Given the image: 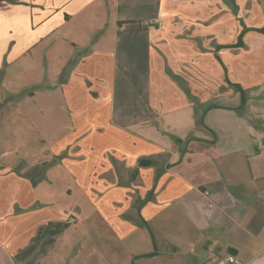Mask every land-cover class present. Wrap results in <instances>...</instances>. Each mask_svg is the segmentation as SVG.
<instances>
[{"label": "crops", "instance_id": "0c3cea01", "mask_svg": "<svg viewBox=\"0 0 264 264\" xmlns=\"http://www.w3.org/2000/svg\"><path fill=\"white\" fill-rule=\"evenodd\" d=\"M1 5L0 264H264V0Z\"/></svg>", "mask_w": 264, "mask_h": 264}, {"label": "built area", "instance_id": "2783aa9c", "mask_svg": "<svg viewBox=\"0 0 264 264\" xmlns=\"http://www.w3.org/2000/svg\"><path fill=\"white\" fill-rule=\"evenodd\" d=\"M227 260H228L229 262H231V263H236V262H238L236 256H234V255H228Z\"/></svg>", "mask_w": 264, "mask_h": 264}, {"label": "rangeland", "instance_id": "374dc122", "mask_svg": "<svg viewBox=\"0 0 264 264\" xmlns=\"http://www.w3.org/2000/svg\"><path fill=\"white\" fill-rule=\"evenodd\" d=\"M5 1H6V0H0V6H2L1 3H4ZM8 1H9V0H8ZM5 6H6V5L4 4V5L2 6V8H5ZM8 75H9V78H10V74H8ZM22 76H23V77H22V80L25 81V79H26V74H22ZM53 139H55V138H53Z\"/></svg>", "mask_w": 264, "mask_h": 264}, {"label": "trees", "instance_id": "16d2710c", "mask_svg": "<svg viewBox=\"0 0 264 264\" xmlns=\"http://www.w3.org/2000/svg\"><path fill=\"white\" fill-rule=\"evenodd\" d=\"M264 30V29H263ZM245 100H246V97H245V95H244V93H243V105H244V102H245ZM242 105V106H243ZM241 106V107H242ZM201 122V121H200ZM154 254H156V251H153V252H151V253H149V254H147V255H149V256H152V255H154Z\"/></svg>", "mask_w": 264, "mask_h": 264}]
</instances>
